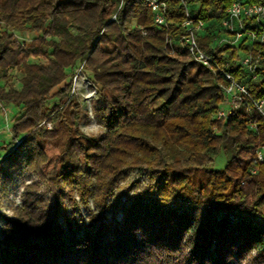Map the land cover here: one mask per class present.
Returning a JSON list of instances; mask_svg holds the SVG:
<instances>
[{
	"label": "trees",
	"instance_id": "16d2710c",
	"mask_svg": "<svg viewBox=\"0 0 264 264\" xmlns=\"http://www.w3.org/2000/svg\"><path fill=\"white\" fill-rule=\"evenodd\" d=\"M186 1L207 22L222 18L232 2ZM138 2L0 0V105L22 109L11 141L0 147H11L0 179L25 170L73 207L88 208L91 200L96 210L84 225L61 205V225L36 194L37 183L25 186L21 208L0 231V264H264V226L245 218L264 210V164L255 157L264 147V119L247 101L216 121L222 77L165 46L168 34L181 35L185 17L178 1L169 2L168 30L154 27ZM212 24L199 40L207 53ZM21 30L38 36L20 43L14 31ZM239 50L219 48L220 64L247 85L253 100H264V44L253 47V57L259 56L254 80L235 64L236 53L247 47ZM82 61L100 89L93 112L101 131L91 136L75 128L78 107L63 124L64 107L45 110L50 92ZM11 69L21 76L18 90ZM68 90L52 97L64 102ZM44 120L62 127L40 129ZM220 153L225 167L212 170ZM138 168L158 176L155 199L137 201L122 209L120 222H107L104 214L114 208L108 200ZM176 198L203 208L204 215L161 211Z\"/></svg>",
	"mask_w": 264,
	"mask_h": 264
},
{
	"label": "rangeland",
	"instance_id": "374dc122",
	"mask_svg": "<svg viewBox=\"0 0 264 264\" xmlns=\"http://www.w3.org/2000/svg\"><path fill=\"white\" fill-rule=\"evenodd\" d=\"M70 31L74 33V29L70 28ZM14 39L20 43H28L36 38L38 35L35 32H31L29 30H21V31H14ZM1 33V28H0ZM17 35V37H16ZM237 58H240L241 55L236 53ZM41 63L45 62L44 59H39ZM31 61H36L34 58ZM87 77H90L89 81L93 80L92 73L86 71ZM11 76V83L13 84L14 89L18 90L20 85L21 76L19 74V79L16 75L10 72ZM94 82V81H92ZM97 88V96L93 97L89 102L86 100L88 95H91L94 88H88L84 84L78 86V90L75 92V95L70 97V85L69 79L67 78L61 85L54 88L49 95V99L45 103V110L47 113L51 114L52 109L55 108L56 105H61L64 107V117L63 122H65V117L71 115L73 109L78 107L80 113V120L76 125V129L86 136L96 135L101 130L98 127L95 119V115L93 112V103L98 99L99 95V87L96 83H93ZM69 86V90L67 92V96L64 102L60 101L59 96L52 97L55 93L59 90H65L66 86ZM86 101V102H85ZM5 105H0V147L6 146L12 139L11 134V125L14 119L20 116L22 109L18 108L16 110L15 106H8L7 110H5ZM157 104L152 106V109L156 107ZM42 121L38 127L40 129L51 130L53 126H56L57 130L62 127L59 123H52L50 122V129H46L43 126H40L43 122ZM47 127V126H46ZM9 150H0V166L5 168V158L8 154ZM63 163L66 165V158L62 157L61 159ZM167 160V158H166ZM167 162H169L167 160ZM226 159L225 156L220 153L212 159L211 162V169L212 170H222L225 167ZM158 180V176L155 174H151L149 171L138 168L132 170L127 178L120 182L118 188L113 192L112 197L108 200L110 206L114 205V208H111L104 214V219L107 222L112 223L120 222L123 212L122 209H128L132 204L136 203L137 201H143L144 203H148L155 199V184ZM32 183H37L38 190L36 194L41 196L43 201L48 205L50 209L51 217H53L56 221H58L61 225H64L62 214L64 213V208L61 205H64L67 215H73V219L77 223H83L84 225L87 224L89 221V217L94 213L96 210L92 205L91 200H89L88 208L83 206L73 207L69 204L66 198L61 199L59 196H56L54 192L49 190L44 182L39 180L36 175L29 174L25 170H20L18 172L11 171L9 172V179L3 180L0 179V231L5 223L6 219H14L15 214L21 205L23 204V193L24 188L27 185ZM77 200V199H76ZM178 210L179 213H192L194 216H203L204 209H196L193 207L188 201L176 198L171 200L167 205H161V211L166 210ZM248 220L254 221L257 225L264 226V210L259 211V213L255 217L246 216ZM238 232V231H237ZM80 236V235H79ZM254 253V252H253Z\"/></svg>",
	"mask_w": 264,
	"mask_h": 264
},
{
	"label": "built area",
	"instance_id": "2783aa9c",
	"mask_svg": "<svg viewBox=\"0 0 264 264\" xmlns=\"http://www.w3.org/2000/svg\"><path fill=\"white\" fill-rule=\"evenodd\" d=\"M175 1H178L185 19L180 26L181 35L175 37L168 34L165 38V46L169 53H185L195 64L222 77L223 83L220 84V88L223 99L215 111V120H226L237 110L240 103L247 101L250 102L253 110L264 119V100H253L249 95L247 85L237 83L220 64L217 55V50L222 46L234 47L238 50L240 46L247 47L246 52L239 53L241 57L235 60V64L246 71L253 80L256 78L255 70L259 64V56L253 57L252 51L255 44H264V0H232L231 4L225 8L222 18L216 20L215 16V18H210L209 22L195 17L186 0ZM169 2L170 0H139L138 3L150 11L154 27L168 30V25L171 24ZM111 20L114 21L115 17L113 16ZM211 23H214L210 30L215 37L209 45L212 52L207 53L201 49L199 40L207 34L206 30ZM84 63L85 61L79 63L71 73L70 97L75 95L78 86L84 84L88 88H94L91 95L86 97L89 102L97 96L98 92L93 80L89 81L91 78L86 75ZM10 72L19 79V72L16 69H11ZM40 126L46 129L51 128L49 121L43 122ZM248 126L254 128V122L250 121ZM20 142L21 140H16L15 145H19ZM255 157L258 164H264V147L255 150ZM251 173L256 174V171L253 170Z\"/></svg>",
	"mask_w": 264,
	"mask_h": 264
},
{
	"label": "crops",
	"instance_id": "0c3cea01",
	"mask_svg": "<svg viewBox=\"0 0 264 264\" xmlns=\"http://www.w3.org/2000/svg\"><path fill=\"white\" fill-rule=\"evenodd\" d=\"M8 106H13V105H11V104L5 105V107H4L5 110H7V107H8ZM15 108H16V107H15ZM16 110L18 111V108H16ZM0 116H1V114H0Z\"/></svg>",
	"mask_w": 264,
	"mask_h": 264
}]
</instances>
